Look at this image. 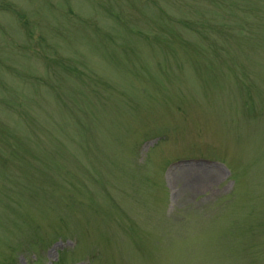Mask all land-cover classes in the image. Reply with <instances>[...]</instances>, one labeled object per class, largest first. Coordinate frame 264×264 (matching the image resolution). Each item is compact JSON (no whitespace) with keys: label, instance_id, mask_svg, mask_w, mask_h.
Returning <instances> with one entry per match:
<instances>
[{"label":"rangeland","instance_id":"rangeland-1","mask_svg":"<svg viewBox=\"0 0 264 264\" xmlns=\"http://www.w3.org/2000/svg\"><path fill=\"white\" fill-rule=\"evenodd\" d=\"M0 264H264V0H0Z\"/></svg>","mask_w":264,"mask_h":264}]
</instances>
